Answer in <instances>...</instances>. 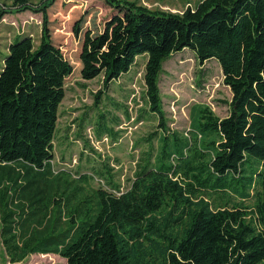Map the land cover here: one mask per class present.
Here are the masks:
<instances>
[{
  "label": "trees",
  "instance_id": "1",
  "mask_svg": "<svg viewBox=\"0 0 264 264\" xmlns=\"http://www.w3.org/2000/svg\"><path fill=\"white\" fill-rule=\"evenodd\" d=\"M15 1L42 12L43 25L37 45L15 36L0 67L2 256L11 263L55 253L66 264H264V0H197L178 12L105 0L125 24L103 57L104 84L146 55L143 98L158 121L125 189L107 164L78 180L52 173L73 65L48 34L53 0ZM104 43L100 36L93 48ZM186 48L200 63L218 62L232 96L226 116L199 107L179 133L166 126L158 82L163 62Z\"/></svg>",
  "mask_w": 264,
  "mask_h": 264
},
{
  "label": "rangeland",
  "instance_id": "2",
  "mask_svg": "<svg viewBox=\"0 0 264 264\" xmlns=\"http://www.w3.org/2000/svg\"><path fill=\"white\" fill-rule=\"evenodd\" d=\"M28 1L29 5L36 6L48 0ZM130 1L151 10L178 12L187 5L193 7L197 0ZM21 7L15 0H0V9H3L0 12L3 14L0 17V67L3 54L15 36L29 35L34 44L39 42L42 12ZM47 15L50 38L73 65L58 108L51 171L53 174L64 172L78 180L80 175H91L93 168L107 164L114 180L125 189L133 178L139 156L147 149L143 139L158 130L157 117L143 98L146 55L137 56L126 73L105 86L101 63L115 31L125 24H117V8L105 0H53ZM100 36H104L105 43L94 49ZM158 86L170 131L185 133L196 109L202 106L219 117L229 112L232 94L223 82L218 62L209 59L200 63L188 48L173 53L163 62ZM99 182L98 177L91 180L94 186ZM0 264H66V261L58 254L48 253L31 254L20 262L11 263L2 256L0 245Z\"/></svg>",
  "mask_w": 264,
  "mask_h": 264
}]
</instances>
